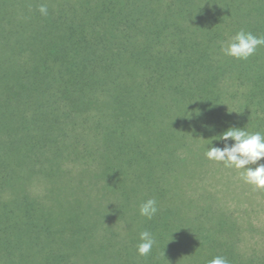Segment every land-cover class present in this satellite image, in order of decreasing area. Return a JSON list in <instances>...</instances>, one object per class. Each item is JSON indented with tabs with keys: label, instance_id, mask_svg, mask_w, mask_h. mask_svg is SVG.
Returning <instances> with one entry per match:
<instances>
[{
	"label": "trees",
	"instance_id": "1",
	"mask_svg": "<svg viewBox=\"0 0 264 264\" xmlns=\"http://www.w3.org/2000/svg\"><path fill=\"white\" fill-rule=\"evenodd\" d=\"M240 29L264 0H0V264H264L198 181L228 127L264 132V46L220 50Z\"/></svg>",
	"mask_w": 264,
	"mask_h": 264
},
{
	"label": "clouds",
	"instance_id": "2",
	"mask_svg": "<svg viewBox=\"0 0 264 264\" xmlns=\"http://www.w3.org/2000/svg\"><path fill=\"white\" fill-rule=\"evenodd\" d=\"M38 10L42 16L49 14L46 3L40 4ZM262 46H264V36L254 35L251 31L244 29L237 31L228 41L220 42L223 55L237 60H247ZM207 127L211 129L212 126ZM219 140L223 141V146L208 147L205 151L206 158L222 163L225 168L237 170L246 184L256 189H264V163L260 162L264 159V132H251L246 127L230 126L220 133ZM250 165L256 166L250 167ZM158 210L155 198H149L141 202L139 206L140 215L149 220L157 214ZM139 239L138 254L148 256L157 244L156 237L150 231L144 230L139 233ZM208 264H229V261L222 256H217Z\"/></svg>",
	"mask_w": 264,
	"mask_h": 264
},
{
	"label": "rangeland",
	"instance_id": "3",
	"mask_svg": "<svg viewBox=\"0 0 264 264\" xmlns=\"http://www.w3.org/2000/svg\"><path fill=\"white\" fill-rule=\"evenodd\" d=\"M249 85L251 84L246 81L236 88L248 91ZM260 109L262 112L264 107L260 106ZM251 115L254 116V113ZM260 162L264 163V159ZM216 168L217 166L212 168V173L204 171L198 181L220 197L219 204H222L239 224V250L251 253L253 249L256 256L252 258L264 263L261 259L264 258V189H256L246 184L237 170L225 168L222 163L218 170Z\"/></svg>",
	"mask_w": 264,
	"mask_h": 264
}]
</instances>
